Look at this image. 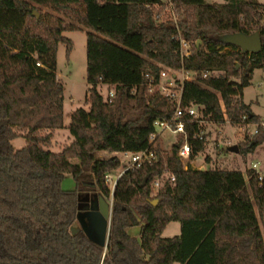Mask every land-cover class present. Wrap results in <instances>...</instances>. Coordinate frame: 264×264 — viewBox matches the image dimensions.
Wrapping results in <instances>:
<instances>
[{"label": "trees", "instance_id": "obj_1", "mask_svg": "<svg viewBox=\"0 0 264 264\" xmlns=\"http://www.w3.org/2000/svg\"><path fill=\"white\" fill-rule=\"evenodd\" d=\"M171 1L177 6L179 33L192 45L183 62L172 39L176 28L156 19L161 0H0V264H264V225L261 231L244 213L211 198V191L225 185L230 173L184 170L175 146L169 155L118 179L106 247L89 240L81 229L72 233L82 196L110 198L105 175L120 167L116 157L98 160L97 154L146 150L153 122L173 112L166 99L147 95L144 73L183 66L199 74H219L230 123L238 125L243 115L248 123L259 122L241 98L253 72L264 68V5L255 0ZM35 6L89 31V107L71 113L68 131L73 141L59 153L49 150L53 133L64 128V87L56 77V53L60 43L66 44L67 54L71 51L62 33L66 27L77 28L42 15ZM255 32L261 40L257 54L243 55L237 47L217 41L225 34ZM100 83L115 87L110 102L99 94ZM16 139L25 145L14 149ZM262 144L264 129L258 128L254 135L244 133L237 147L249 154ZM204 145L192 144L190 160ZM156 148H161L159 141ZM164 164L174 182L165 181L152 196L150 184ZM66 176L75 182L73 191L61 188ZM146 176L147 185L139 188ZM237 193L243 201L252 200L263 220L264 186L259 188L251 177L249 191ZM155 200L153 206L150 201ZM171 223L180 225V233L165 238L162 234ZM136 227L138 235H130Z\"/></svg>", "mask_w": 264, "mask_h": 264}, {"label": "rangeland", "instance_id": "obj_2", "mask_svg": "<svg viewBox=\"0 0 264 264\" xmlns=\"http://www.w3.org/2000/svg\"><path fill=\"white\" fill-rule=\"evenodd\" d=\"M207 4H223L226 0H205ZM257 3L264 5V0H255ZM42 15L50 14L60 18L65 26L72 25L76 30L69 31L66 27L62 36L71 42V51L67 54L66 44L60 43L56 53V77L64 87L63 91V112L64 123L63 129L53 133L49 150L54 153L61 152L64 147L70 145L73 141L68 131V123L70 121L68 114L78 108L88 109L86 103V95L88 86L85 80L86 74V33L89 32L84 27L75 25L71 21L61 17L60 15L50 11L45 7H37ZM39 17L34 10L33 14ZM264 68L255 70L251 76L250 85L243 90L242 102L248 105L259 119L264 117ZM234 82H239L234 79ZM103 99H106V90L104 87L98 89ZM225 83L220 79L219 74H213L207 80H195L192 84L185 87V97L191 101L200 100L203 103V109L208 114L205 130L204 150L200 152L194 159V167L200 171H213L230 173V177L226 180V184L220 189L211 191V198L217 199V202L224 206H232L245 216L254 220L260 230H263L264 222L259 218L257 207L252 200L243 201L237 191L246 189L249 191V182L246 176L253 163H258L259 171L264 170V144L255 148L252 153H230V147L238 144L244 136L238 130V125H233L226 118L224 113L225 103ZM252 129L251 127L249 128ZM175 136L164 133L159 139L161 149L166 153L163 157L171 153L168 142H174ZM25 145L23 139H16L12 142L14 149H20ZM116 157L115 154L101 152L97 154L98 160H107ZM117 158V157H116ZM118 159V158H117ZM119 160V159H118ZM122 163L120 162V167ZM111 174L115 180L121 169ZM110 187L111 185L108 184ZM61 188L65 191H73L75 182L70 176H66L61 183ZM206 193V192H205ZM152 196L156 194V190L152 191ZM207 194V193H206ZM110 198L107 199L109 201ZM157 202V200H155ZM78 225H74L72 231H77ZM132 236H137L139 227L130 229ZM173 230H175L173 232ZM180 225L178 223L169 224L164 230L162 236L170 238L179 235Z\"/></svg>", "mask_w": 264, "mask_h": 264}, {"label": "built area", "instance_id": "obj_3", "mask_svg": "<svg viewBox=\"0 0 264 264\" xmlns=\"http://www.w3.org/2000/svg\"><path fill=\"white\" fill-rule=\"evenodd\" d=\"M160 11L159 16L156 18L159 21H170L176 28L177 35L172 39L177 41L179 44V55L180 60L183 62L185 59L189 58L191 54L192 45L184 40L178 30V14L177 6L171 0H161V7H158ZM157 10V11H158ZM39 66V64H36ZM212 76L211 73H196L191 71H186L183 66L179 70H172L169 68H162L158 73L153 74L146 72L143 74V87L146 90L147 95L159 96L162 99H166L172 106L173 112L166 119H156L152 128L153 131L148 137L149 147L139 153L131 152H121L115 153L116 157L122 163L120 167L121 171L113 180L111 174L105 175V182L110 184V201L112 202V195L114 187L118 179L128 170L139 168L143 164H152L159 159V156H164L166 153L160 148L157 150L156 143L159 141L160 137L164 133H169L175 136L174 142H168L167 146L170 150L173 146L177 149V158L182 164L184 170L188 168L196 169L194 167V160H190L192 154V144L194 142H205V130L204 127L207 123L208 114L203 109V103H194L189 98L185 97V87L192 84L195 80H207ZM264 76V73H263ZM104 87L106 90L105 102H110L115 97V87L113 85L100 83L98 89ZM134 92V89H133ZM248 117L243 115L240 117L238 124V130L241 133H247L250 136L257 133L258 128L264 129V117L259 119L258 124H251L247 122ZM189 126L192 130H187ZM252 128L251 130L249 128ZM140 138H144L143 134H139ZM199 154V153H198ZM197 154V155H198ZM259 164L253 163L249 171L250 175L247 174L246 181L249 182L251 177H254L257 181L259 188L264 186V170L259 171ZM165 181L173 184L174 178L167 170L164 164L163 171L159 177L154 178L151 182L150 187L152 190H158ZM264 221V217H263Z\"/></svg>", "mask_w": 264, "mask_h": 264}, {"label": "water", "instance_id": "obj_4", "mask_svg": "<svg viewBox=\"0 0 264 264\" xmlns=\"http://www.w3.org/2000/svg\"><path fill=\"white\" fill-rule=\"evenodd\" d=\"M36 18L38 16L35 15ZM218 43L223 45H231L237 47L243 55L257 54L261 50V40L257 32L250 35L244 33L225 34L217 38ZM200 41L197 42L199 48ZM230 153H238L239 149L236 145L228 150ZM149 177L143 178L139 188H144L148 183ZM113 196V195H112ZM155 206L156 201H150ZM80 208V207H79ZM77 214V222L82 231L89 240L100 247H106L108 242V234L110 227V218L112 211V202L103 198H96L87 207L79 209ZM75 231H72L74 233Z\"/></svg>", "mask_w": 264, "mask_h": 264}, {"label": "flooded vegetation", "instance_id": "obj_5", "mask_svg": "<svg viewBox=\"0 0 264 264\" xmlns=\"http://www.w3.org/2000/svg\"><path fill=\"white\" fill-rule=\"evenodd\" d=\"M96 198H103V197H92L90 196V194H87V195H83L82 196V202H81V210L85 207H87L92 201H94ZM107 201V198H103ZM77 225L79 227V229H81L80 225L78 224L77 222ZM82 230V229H81Z\"/></svg>", "mask_w": 264, "mask_h": 264}, {"label": "crops", "instance_id": "obj_6", "mask_svg": "<svg viewBox=\"0 0 264 264\" xmlns=\"http://www.w3.org/2000/svg\"><path fill=\"white\" fill-rule=\"evenodd\" d=\"M243 96V95H242ZM76 109H74V110H72L69 114H68V116H69V119H70V115H71V113L73 112V111H75ZM87 110V109H86ZM69 124V123H68ZM63 125L65 126V123H64V119H63ZM58 131V130H57ZM57 131H55V132H57ZM131 230H129V232H130ZM175 230H173V232H174Z\"/></svg>", "mask_w": 264, "mask_h": 264}]
</instances>
